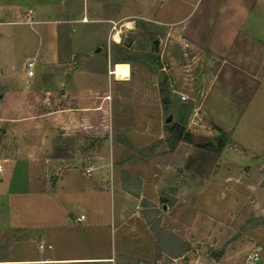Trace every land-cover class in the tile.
<instances>
[{"label":"crops","instance_id":"crops-1","mask_svg":"<svg viewBox=\"0 0 264 264\" xmlns=\"http://www.w3.org/2000/svg\"><path fill=\"white\" fill-rule=\"evenodd\" d=\"M155 1L159 4L152 10L154 22L167 25L201 62L197 71L204 87L191 140L226 137L217 154L182 141L166 158L203 177L221 164L220 154L229 150L234 168L264 171V0H215L212 14L204 10V18L193 23L179 17L188 0H170L165 19L159 10L166 0H152V5ZM60 9L62 0H0V230L15 229L17 222L11 217L18 201L29 204L33 199L42 208H63L62 218L77 205L71 196H94V190L102 194L104 186L112 184L118 194L112 230L119 236L106 255L57 256L50 250V255L36 259L1 257L0 264H147L154 242L135 210L142 194L124 193L105 176L110 161L130 154L129 148L113 140L114 132L123 128L117 127L110 100L114 81L127 79L111 75L115 55L104 26V34L92 44L72 35L75 24L99 20L63 18L58 16ZM27 61L32 62L31 75L26 73ZM95 153L101 156L97 165L91 162L93 169L85 178L79 171L87 163L80 162ZM132 166L141 170L145 162H123L126 170ZM85 205L79 206L86 210ZM40 214L39 228L44 232L64 223L53 220L52 211ZM78 216L74 221L85 219ZM86 218L82 230L94 223L88 212ZM14 237L11 232L6 241L13 248ZM46 239L52 249L57 237Z\"/></svg>","mask_w":264,"mask_h":264},{"label":"rangeland","instance_id":"rangeland-1","mask_svg":"<svg viewBox=\"0 0 264 264\" xmlns=\"http://www.w3.org/2000/svg\"><path fill=\"white\" fill-rule=\"evenodd\" d=\"M167 1L159 10V17L163 19L170 13L172 5V1ZM214 3L215 0H188L179 17L193 23L204 18V10L212 14ZM158 4L155 1L152 5V0H62V10L57 11L63 18L99 20L97 24H75L72 35L92 44L101 36L104 26L106 42L115 55L111 75L116 79H127L125 82L114 81L110 100L118 116L117 127L123 128L114 132L113 140L129 148L130 154H119L110 161V169L105 166V176L116 182L124 193L142 194L135 210L154 242L145 260L147 264H264L262 168L254 172L234 168L228 150L227 155L220 154L221 164L200 177L189 173L181 164H171L172 161L166 158V153L174 148L168 147L172 135L169 128L177 125L189 135L191 127L196 125L195 108L204 85L199 80L197 70L201 62L197 54L171 35L167 25L154 22L152 10L157 9ZM126 22L129 24L125 25ZM116 31L120 36L118 42L111 36ZM125 40L128 45L124 44ZM154 41H157L156 45ZM164 100L168 101L165 105ZM168 115L171 119L165 122ZM140 124L143 130L147 128L145 132L139 128ZM214 137L201 143L193 142L191 138L178 142L184 141L217 154L226 137L223 134ZM227 147L232 149L233 146L229 143ZM100 156L89 154L80 163L83 166L86 161L95 165ZM125 160L132 164L141 160L145 167L138 170L132 166L126 170L123 168ZM168 164L173 166L170 168ZM79 172L88 178L82 169ZM93 194L71 196L77 205L73 202L75 208L63 213L65 217L62 218L63 208H42L43 204L33 199L29 204L16 202L11 217L17 222L15 229L0 230V258L36 259L50 255L51 251L57 256L106 255L119 236V231L114 233L112 230L111 217L118 194L112 184H106L102 194L95 190ZM46 204L48 207L50 203ZM85 204H88L86 210L80 208L79 205ZM129 207L132 206L128 204ZM50 210L53 220L64 223L48 233L39 228L40 211L49 213ZM86 211L94 223L89 230H82L81 225L88 221ZM80 213L85 219L74 221ZM99 222L106 224L99 226ZM11 232L15 234L14 248L6 242ZM46 237H57L52 249H49ZM118 253L122 255L123 252ZM252 253L257 254L254 263L249 258Z\"/></svg>","mask_w":264,"mask_h":264},{"label":"trees","instance_id":"trees-1","mask_svg":"<svg viewBox=\"0 0 264 264\" xmlns=\"http://www.w3.org/2000/svg\"><path fill=\"white\" fill-rule=\"evenodd\" d=\"M168 101L164 100L163 104H167ZM169 131L171 132V138L168 140V147L171 149L174 147V145L181 139L183 140H190V137L187 133H184L183 129L177 125H172L169 128ZM221 146V145H220ZM198 147H203L198 145Z\"/></svg>","mask_w":264,"mask_h":264},{"label":"built area","instance_id":"built-area-1","mask_svg":"<svg viewBox=\"0 0 264 264\" xmlns=\"http://www.w3.org/2000/svg\"><path fill=\"white\" fill-rule=\"evenodd\" d=\"M32 65V62L31 61H27L26 63V66H27V75H31L32 74V70L28 67H30ZM111 72V70H110ZM181 99L184 98L183 95L180 96ZM93 169V165L92 163H87L85 166L82 167V171L86 174V175H89L91 170ZM84 218V215L83 214H80L77 219L78 220H81ZM249 258L253 261V263L257 260V254L256 253H252L251 255H249Z\"/></svg>","mask_w":264,"mask_h":264},{"label":"water","instance_id":"water-1","mask_svg":"<svg viewBox=\"0 0 264 264\" xmlns=\"http://www.w3.org/2000/svg\"><path fill=\"white\" fill-rule=\"evenodd\" d=\"M156 42H157V41H154V43H156ZM124 44H125V45H128V41L125 40V41H124ZM170 119H171V116L168 115V116L165 118V122H169ZM215 133H217V132L215 131ZM137 264H145V263H144L143 261H138Z\"/></svg>","mask_w":264,"mask_h":264},{"label":"bare ground","instance_id":"bare-ground-1","mask_svg":"<svg viewBox=\"0 0 264 264\" xmlns=\"http://www.w3.org/2000/svg\"><path fill=\"white\" fill-rule=\"evenodd\" d=\"M127 24H129V23L126 22L125 25H127ZM111 36H112V40H114L116 42H118L119 39H120V36H119V32L118 31L114 32L113 35L111 34Z\"/></svg>","mask_w":264,"mask_h":264},{"label":"flooded vegetation","instance_id":"flooded-vegetation-1","mask_svg":"<svg viewBox=\"0 0 264 264\" xmlns=\"http://www.w3.org/2000/svg\"><path fill=\"white\" fill-rule=\"evenodd\" d=\"M157 43H155V45H156Z\"/></svg>","mask_w":264,"mask_h":264}]
</instances>
